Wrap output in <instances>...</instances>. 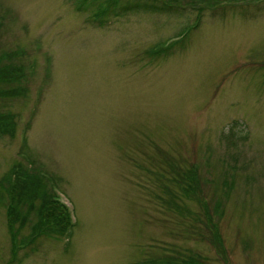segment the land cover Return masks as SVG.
<instances>
[{
    "label": "rangeland",
    "instance_id": "rangeland-1",
    "mask_svg": "<svg viewBox=\"0 0 264 264\" xmlns=\"http://www.w3.org/2000/svg\"><path fill=\"white\" fill-rule=\"evenodd\" d=\"M167 2L182 10L97 26L74 0H0V55L24 68L0 92L17 124L0 128V189L29 149L78 219L70 243L34 239V209L3 203L0 264H264V0ZM194 164L190 199L176 178Z\"/></svg>",
    "mask_w": 264,
    "mask_h": 264
},
{
    "label": "trees",
    "instance_id": "trees-1",
    "mask_svg": "<svg viewBox=\"0 0 264 264\" xmlns=\"http://www.w3.org/2000/svg\"><path fill=\"white\" fill-rule=\"evenodd\" d=\"M81 11H91L90 21L94 25L105 26L108 24L112 18H120L129 14L135 13H158V14H179V11L182 10V5L180 4H171L168 3V0H74ZM173 1V0H170ZM87 9V10H86ZM201 16L202 14L199 13ZM93 16V17H92ZM173 16V15H172ZM201 20V18H199ZM199 21L193 23V26L188 27L186 30L193 31L198 26ZM182 36V35H178ZM183 39L186 38L182 36ZM183 40H177L169 45L158 43L151 47L145 52L147 58L152 61L160 60L167 58L173 53L175 46ZM16 58L15 54L5 55L0 58V61L7 59L9 65L11 61ZM12 70L8 69L1 70L0 72V92L1 90L7 91L15 82L19 81L17 79L18 75L23 74L24 68L19 65H12ZM7 71V74L4 72ZM7 85V87H3ZM0 99L6 98L5 93H0ZM12 120H0V128L10 129V131H15V126L10 127L8 122ZM247 138L246 136L243 139ZM26 145V143H25ZM24 152H29L24 151ZM32 167V166H31ZM191 172L187 173V176L178 175L176 180L180 177L181 180H185L183 186L178 185L180 191L187 198L192 199L193 194L186 181L190 182L192 185L201 182V177L199 175V168L193 166L190 168ZM12 173V172H11ZM8 179H14L18 182V187H15V192L11 195L6 193L4 188L0 189V206L3 203L7 202L10 206L12 213L10 215L22 219H27L30 217L34 209L33 219L28 222L31 224L32 237L34 239L39 235L48 234L51 237L61 238L65 237L68 233L71 223V217L69 211L59 203L52 200L53 192L49 186V182L40 178L39 174L33 173L29 169L28 165L18 164L13 169L11 176L7 177ZM164 182V180H163ZM167 182V181H166ZM174 183V182H172ZM175 184V183H174ZM225 185V184H224ZM175 187V186H173ZM176 188V187H175ZM184 188V192H183ZM175 194L179 196L178 192ZM178 198H173L171 201H177ZM33 203L32 207V202ZM195 200V199H193ZM10 221L14 222V219L11 218ZM215 246L222 251L220 238L218 236L214 237ZM223 252V251H222ZM194 263V261H191ZM191 264V263H186Z\"/></svg>",
    "mask_w": 264,
    "mask_h": 264
}]
</instances>
